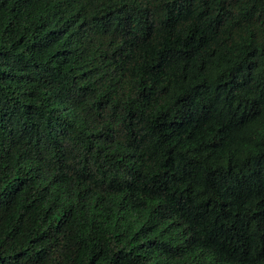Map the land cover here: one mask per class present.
<instances>
[{
    "label": "trees",
    "instance_id": "obj_1",
    "mask_svg": "<svg viewBox=\"0 0 264 264\" xmlns=\"http://www.w3.org/2000/svg\"><path fill=\"white\" fill-rule=\"evenodd\" d=\"M0 264H264V0H0Z\"/></svg>",
    "mask_w": 264,
    "mask_h": 264
}]
</instances>
